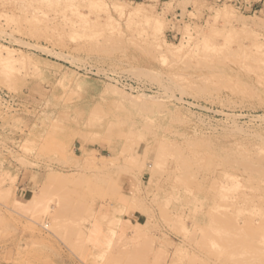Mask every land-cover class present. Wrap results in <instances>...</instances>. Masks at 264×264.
I'll use <instances>...</instances> for the list:
<instances>
[{
  "label": "rangeland",
  "instance_id": "1",
  "mask_svg": "<svg viewBox=\"0 0 264 264\" xmlns=\"http://www.w3.org/2000/svg\"><path fill=\"white\" fill-rule=\"evenodd\" d=\"M164 1L0 0V264H264V12Z\"/></svg>",
  "mask_w": 264,
  "mask_h": 264
},
{
  "label": "crops",
  "instance_id": "2",
  "mask_svg": "<svg viewBox=\"0 0 264 264\" xmlns=\"http://www.w3.org/2000/svg\"><path fill=\"white\" fill-rule=\"evenodd\" d=\"M129 2H134V0H128ZM145 2L156 3H168L163 0H143ZM218 1H226V0H218ZM235 4L241 11L245 13H262L264 12V0H233L231 1Z\"/></svg>",
  "mask_w": 264,
  "mask_h": 264
},
{
  "label": "bare ground",
  "instance_id": "3",
  "mask_svg": "<svg viewBox=\"0 0 264 264\" xmlns=\"http://www.w3.org/2000/svg\"><path fill=\"white\" fill-rule=\"evenodd\" d=\"M6 50H7V49H6ZM7 53H9V54H7ZM7 53H6V54H7L8 56L6 57V59H7V60L12 59V58H13V55L10 54V53H13V52H8V50H7ZM11 55H12V56H11Z\"/></svg>",
  "mask_w": 264,
  "mask_h": 264
},
{
  "label": "built area",
  "instance_id": "4",
  "mask_svg": "<svg viewBox=\"0 0 264 264\" xmlns=\"http://www.w3.org/2000/svg\"><path fill=\"white\" fill-rule=\"evenodd\" d=\"M125 84L127 85L128 83L126 82Z\"/></svg>",
  "mask_w": 264,
  "mask_h": 264
}]
</instances>
